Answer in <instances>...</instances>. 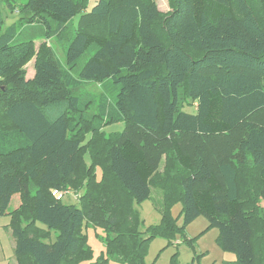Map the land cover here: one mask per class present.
Wrapping results in <instances>:
<instances>
[{
    "label": "trees",
    "instance_id": "1",
    "mask_svg": "<svg viewBox=\"0 0 264 264\" xmlns=\"http://www.w3.org/2000/svg\"><path fill=\"white\" fill-rule=\"evenodd\" d=\"M88 1L0 0L19 16L2 31L0 9L7 264L91 260L84 223L106 232L105 257L90 264H145L152 238L184 239L199 215L235 254L230 264H264V0H168L166 13L155 0H95L86 10ZM52 37L64 66L48 44L35 48ZM90 82L102 90L96 101L78 93ZM113 123L122 130L106 132ZM153 190L161 220L142 232L131 204ZM175 200L182 226L170 214Z\"/></svg>",
    "mask_w": 264,
    "mask_h": 264
},
{
    "label": "rangeland",
    "instance_id": "2",
    "mask_svg": "<svg viewBox=\"0 0 264 264\" xmlns=\"http://www.w3.org/2000/svg\"><path fill=\"white\" fill-rule=\"evenodd\" d=\"M95 0H89L86 10H89L94 4ZM158 9L162 13L169 11L170 7L168 0H155ZM0 9L3 17L2 31L7 27L16 23L18 15L16 13H10L4 5L0 4ZM259 18H262L260 12H258ZM79 14L74 16L73 22L76 25ZM48 44L53 50L56 58L62 66L65 65V54L63 51L62 43L55 37L49 40L37 39L35 41V48L41 43ZM34 56L25 64V70L27 76L33 70ZM79 95L82 97L90 96L95 101L99 99L102 93L100 85L90 82L84 83L78 90ZM186 111H193V108L185 107ZM90 111H94V106H91ZM123 123H113L106 126V132L121 131ZM52 190H60L53 188ZM78 195V194H77ZM160 195L156 190L152 191L150 198L144 200L141 203L131 204L132 211L138 214L137 228L139 231L144 232L150 225H156L161 220V214L159 211ZM62 201L64 203H76L77 199H74L72 195L68 194L63 196ZM19 203V196L13 195L9 204L8 210L16 207ZM170 214L176 220L179 226L183 225L181 215V203L178 200L172 201L170 205ZM11 217L9 215L0 216V264L13 263L15 261L14 252V240L9 230ZM83 233L86 236V241L91 247L93 257L91 260L82 264H90L97 260L102 254L105 257V240L106 232L100 227L92 224L86 225L84 223ZM55 232L45 240L51 242L54 240ZM184 240L178 234L172 238V243L169 244L167 239L163 236H156L148 242L147 252L144 257L145 264H230L234 263L236 256L233 252L225 251L221 249L217 242L218 229L214 226H209L208 221L202 215L197 216L191 222L184 227ZM181 242L179 245H177ZM106 264H119L113 260L108 261Z\"/></svg>",
    "mask_w": 264,
    "mask_h": 264
},
{
    "label": "built area",
    "instance_id": "3",
    "mask_svg": "<svg viewBox=\"0 0 264 264\" xmlns=\"http://www.w3.org/2000/svg\"><path fill=\"white\" fill-rule=\"evenodd\" d=\"M52 194L56 197V198H62L63 196L65 195H72V197L74 199H77L78 195L73 193V192H70L68 190H52Z\"/></svg>",
    "mask_w": 264,
    "mask_h": 264
},
{
    "label": "crops",
    "instance_id": "4",
    "mask_svg": "<svg viewBox=\"0 0 264 264\" xmlns=\"http://www.w3.org/2000/svg\"><path fill=\"white\" fill-rule=\"evenodd\" d=\"M32 75H33V70L30 72V75L27 76V77H28V78H29V77H32ZM17 205H18V204H17ZM17 205H16V206H17Z\"/></svg>",
    "mask_w": 264,
    "mask_h": 264
}]
</instances>
